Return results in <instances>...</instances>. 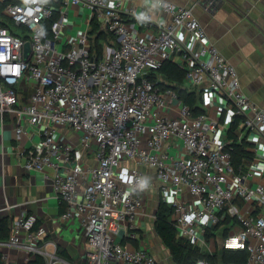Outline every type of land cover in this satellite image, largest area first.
I'll use <instances>...</instances> for the list:
<instances>
[{
    "label": "built area",
    "instance_id": "1",
    "mask_svg": "<svg viewBox=\"0 0 264 264\" xmlns=\"http://www.w3.org/2000/svg\"><path fill=\"white\" fill-rule=\"evenodd\" d=\"M52 1L0 0L13 27L0 23V120L8 116L17 137L28 127L38 138L18 156L50 184L62 219L78 223L82 253L62 255L37 215L22 212L9 217L2 264L4 250L22 251L21 264H157L153 190L172 208L177 238L205 247L207 231L229 220L222 249L247 259L221 264H264V108L242 92L192 10L158 2L160 19L129 0H57L54 18ZM68 4L89 12L70 33ZM92 22L107 36L100 49ZM166 62L183 70L197 113L160 78ZM235 145L252 152L245 171L234 167Z\"/></svg>",
    "mask_w": 264,
    "mask_h": 264
},
{
    "label": "crops",
    "instance_id": "2",
    "mask_svg": "<svg viewBox=\"0 0 264 264\" xmlns=\"http://www.w3.org/2000/svg\"><path fill=\"white\" fill-rule=\"evenodd\" d=\"M129 1L137 7L151 11L156 18L160 19L165 18L166 15L158 8V2H171L190 8L211 43L236 69L242 92L258 106L264 108V0ZM52 2L57 10L55 16L59 17L61 13L58 10L61 9L63 1L53 0ZM62 13L66 33L85 24L89 14L87 8L70 4L64 7ZM5 16L4 12L3 15L0 13V20L5 21ZM134 22L138 28L145 30L142 21ZM4 23L13 28L10 21ZM152 74L155 76V73ZM160 78L175 89L185 91L184 77L181 84L169 82L161 76ZM21 92L23 99L27 101L30 90L23 86ZM4 118V121L0 120V209L5 202L15 206L7 210L5 214L0 211V220L3 218L9 220V217L22 212L36 214L39 222L46 225L48 238L56 242L59 250H63L68 258L78 261L84 242L78 223L62 219L64 206L55 197L50 184L44 181L42 174L26 171L18 156L21 150L30 148L38 138L30 135L31 130L28 127L25 129V134L17 137L10 118L8 116ZM243 149L252 154L250 150ZM250 159L243 158L238 170L245 171ZM258 181L264 183V180ZM150 196L149 203L154 197L157 200L154 190ZM231 223L226 220L219 228H212L211 234L205 238L206 246L200 248L202 252L215 256L212 259L215 263L210 262L212 264L224 263L222 257L225 250L222 249V236H225L232 227ZM233 228L236 229V226ZM154 242H157L161 249L164 248L160 239L154 238ZM4 253L10 264H21L24 257V253L19 250H4ZM229 260L230 258L227 261Z\"/></svg>",
    "mask_w": 264,
    "mask_h": 264
},
{
    "label": "trees",
    "instance_id": "3",
    "mask_svg": "<svg viewBox=\"0 0 264 264\" xmlns=\"http://www.w3.org/2000/svg\"><path fill=\"white\" fill-rule=\"evenodd\" d=\"M3 6H0V13L3 15ZM54 18L56 16L54 15ZM9 21V19L7 18ZM7 21H0V23L4 26H7ZM98 24L96 22H92L91 25V34L93 35V42L96 45L98 49H100V42L105 41L107 39V36L104 35L101 31L98 30ZM158 74L163 77L164 79L168 80L169 82L174 83H182L184 72L183 70L174 62H166L160 69H158ZM155 76L150 73L149 78L155 79ZM179 90V89H178ZM179 94L181 98L191 106V108L194 110L193 112L197 113L199 110L197 104L196 96L193 93H187L185 91H180ZM233 164L236 170H238V167L241 164V160L243 158H251L252 154L245 151L242 146L235 145L233 151ZM172 212V208L166 205L161 200L158 203L157 209H156V218L154 222V228L155 232L160 239L161 243L165 248L169 250V253L172 257V260L175 264H191L197 259H204L206 261L215 263L213 257L214 255L204 253L200 250V248L191 245L188 241L179 239L176 237V230L174 227V224L172 220L170 219ZM8 220L3 218L0 220V241H4L8 237ZM216 229V228H214ZM211 234L210 230L207 231L206 236L208 237ZM225 250L223 252V259L224 263L229 258L230 260H236V261H242L244 262L247 259V252L246 251H229ZM59 252L67 256L66 253L63 250H59ZM0 264H2L1 261V251H0ZM31 264H44V261L41 257H37Z\"/></svg>",
    "mask_w": 264,
    "mask_h": 264
},
{
    "label": "rangeland",
    "instance_id": "4",
    "mask_svg": "<svg viewBox=\"0 0 264 264\" xmlns=\"http://www.w3.org/2000/svg\"><path fill=\"white\" fill-rule=\"evenodd\" d=\"M5 18H6L5 21H8L6 16H5ZM155 193H156V191H155ZM157 206H158L157 200L154 197L153 201L148 204L149 212L155 213ZM154 251H155L156 256H157V264H175L174 261L172 260V257L169 253V250L167 248L164 247L163 249H161V247L157 244L154 246ZM222 259H223V257H222Z\"/></svg>",
    "mask_w": 264,
    "mask_h": 264
},
{
    "label": "water",
    "instance_id": "5",
    "mask_svg": "<svg viewBox=\"0 0 264 264\" xmlns=\"http://www.w3.org/2000/svg\"><path fill=\"white\" fill-rule=\"evenodd\" d=\"M207 1H210V0H207ZM29 50H30V46H29V43L27 42L24 44V49H23L25 57H27Z\"/></svg>",
    "mask_w": 264,
    "mask_h": 264
}]
</instances>
